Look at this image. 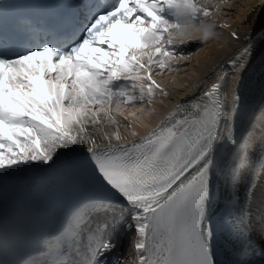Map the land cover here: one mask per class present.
I'll list each match as a JSON object with an SVG mask.
<instances>
[{
    "label": "snow or ice",
    "instance_id": "1",
    "mask_svg": "<svg viewBox=\"0 0 264 264\" xmlns=\"http://www.w3.org/2000/svg\"><path fill=\"white\" fill-rule=\"evenodd\" d=\"M11 7L0 3V12ZM75 8L54 27L28 22L18 37L0 35V179L16 186L56 177L75 188L78 208L97 215L121 209L111 229L132 235L134 264H227L221 257L245 235L222 213L241 204L242 170L264 181V157L250 161L249 138L234 136L236 88L225 113L218 83L173 102L156 79L187 58L174 46L191 35L193 22L211 16L210 7L199 0H80ZM196 31L205 41L212 35L202 22ZM157 103L173 106L140 133L136 122ZM225 117L224 135L235 146L228 162L217 156L227 143L216 144ZM57 214L56 206L39 212L0 201V251L10 223L54 225ZM86 215L76 213L72 228ZM109 227L101 221L72 264H122Z\"/></svg>",
    "mask_w": 264,
    "mask_h": 264
},
{
    "label": "bare ground",
    "instance_id": "2",
    "mask_svg": "<svg viewBox=\"0 0 264 264\" xmlns=\"http://www.w3.org/2000/svg\"><path fill=\"white\" fill-rule=\"evenodd\" d=\"M199 2L202 6L210 7L211 16L193 22L191 35L185 36L182 43L178 40L174 46L177 52H183L185 55L188 53L191 56L184 60L173 61V68L176 70L166 71L156 79L171 90L173 102L199 97L205 89H209L211 84L217 82L221 85L220 96L225 113L232 111L233 89L236 88L238 95H242L243 98L242 103L237 105L236 113L233 114V122L239 121L245 107L247 112L238 126L233 123L234 136L237 142L245 136L249 138L248 158L253 163H257L264 157V144L261 143V138L264 137V80L261 81L259 76L256 81L254 80L259 84L253 95L252 86L248 85L241 89V80L244 79L243 76L252 62L264 55V0H199ZM201 22L212 27V35L207 41L203 39L202 33L196 31ZM233 33H237L238 38H234ZM241 65L244 67L239 73H235L234 67L240 68ZM172 106L171 103H157L154 114L151 116L141 114L143 123L136 122L139 124L137 130L142 134L147 132L168 114ZM227 123V118H223L219 126L221 136L216 141L218 148H221L224 142L227 143V148L217 152L222 162L231 160L235 151V146L228 145L224 135ZM221 166H224L223 163ZM61 180L63 186L69 189V196L73 199L77 194L75 188L70 182ZM212 191L214 195L217 194L215 178ZM219 195L222 205L226 194L221 189ZM120 212L121 209L117 208L116 214L113 215L110 210L108 212L110 214L101 221L109 220L111 214L118 216ZM222 215L234 226L242 228L245 237L252 242H258L264 249V217H262L264 216V181L252 177L247 169L242 170L241 204L236 210ZM255 215L258 216L257 222ZM124 216L127 219L126 211ZM108 235L120 245L125 258L122 264H134L132 235L125 231L113 232L111 226ZM227 264L231 263L227 261Z\"/></svg>",
    "mask_w": 264,
    "mask_h": 264
},
{
    "label": "rangeland",
    "instance_id": "3",
    "mask_svg": "<svg viewBox=\"0 0 264 264\" xmlns=\"http://www.w3.org/2000/svg\"><path fill=\"white\" fill-rule=\"evenodd\" d=\"M186 55H187V57H188V56H189V57L191 56V55H189L188 53H186ZM263 237H264V236H263ZM261 241H262V239H261ZM260 243H262V242H260ZM263 243H264V242H263Z\"/></svg>",
    "mask_w": 264,
    "mask_h": 264
}]
</instances>
